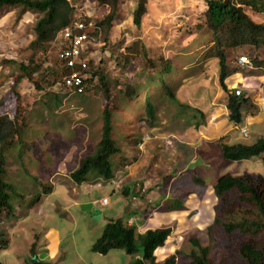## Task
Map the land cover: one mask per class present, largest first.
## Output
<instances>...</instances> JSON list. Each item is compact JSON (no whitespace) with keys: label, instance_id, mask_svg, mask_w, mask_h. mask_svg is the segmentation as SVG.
<instances>
[{"label":"rangeland","instance_id":"rangeland-1","mask_svg":"<svg viewBox=\"0 0 264 264\" xmlns=\"http://www.w3.org/2000/svg\"><path fill=\"white\" fill-rule=\"evenodd\" d=\"M69 1L73 6L72 17L76 21L89 20L90 28L110 11L109 6L98 5L94 0ZM145 1L146 12L139 28L133 23L138 0H120L113 27L109 31L99 28L97 35L90 37L89 60H93L92 67L100 69L99 73L107 78L109 99L101 85L95 89L92 84L84 94L70 95L50 86L39 91L27 79L13 84L18 64L38 61L42 55L41 49L32 44L34 26L42 14L32 11L21 14L20 8L0 7V113L15 117V93H18L23 103L21 119L29 114L31 124L27 133L15 137L14 141L19 145L6 152V165L11 176L16 178L24 172L18 162L19 156L31 157L26 167L33 164L32 173L39 176L40 182L35 189L25 183L22 202L16 199L9 210L0 213V235L5 240L0 250V264H32L34 259L51 264H132L136 256L128 255L122 249H112L105 255L92 250L109 220L129 215L134 219H129L128 224L135 223L138 232L149 228H172L165 247L156 251L159 260L178 251L177 264H192L189 240L194 237L210 248L214 264H245L239 257V240L234 234H224L219 225L208 230L217 199L212 192L207 195L204 192L206 199L199 203L202 187L195 181V168L202 157L206 162L202 165L201 160L203 167L199 165L203 171L201 179L206 171L202 184L209 187L226 173L236 177L264 176L260 158L225 162L218 147L223 143L221 139L213 145L203 137V126L214 123L212 117H208L214 115L215 122L222 120L226 104L215 61L191 59L212 44V38H203L204 31L198 28L207 9L206 0ZM250 14L257 22L264 23V14ZM60 46L61 40L55 39L51 43V61H55ZM242 55L248 58L247 48H239L237 53L230 55L229 63L240 72L227 79L226 84L230 89L240 91L256 88L258 91L253 93L259 94L256 98L261 101L264 76L242 79L252 71H261L252 65L238 64ZM161 57L171 60L176 67L168 82L178 101L159 96L155 93L159 86H152L149 98L154 100L155 117L151 119L144 107L148 88L138 87L154 74L156 68L151 63H159ZM125 58L129 62L122 67ZM197 58L201 59V56ZM193 70L196 74L183 84L181 77ZM56 90L61 91L62 97L65 95L58 108L53 107V98L47 96ZM128 90L129 95L124 98ZM200 97L204 101L196 103ZM184 105L196 106L203 111L198 129L187 119L191 110L185 109ZM105 107L114 113L112 134L119 136V149L112 154L113 177L107 180L89 170L86 180L77 183L72 173L93 155L101 140ZM245 124L248 126L247 137L240 132ZM21 127L18 123V128ZM215 127L216 133L222 129L221 124ZM262 134L264 120L257 124L252 119L230 133L238 137L235 142L244 144L255 143ZM217 147L219 150L214 154L212 149ZM15 151L18 156H13ZM198 155L201 158L197 162L189 163V157ZM46 187L51 191L49 194L44 191ZM126 187L130 189L128 197L124 194ZM105 198L107 204L103 205L101 201ZM157 204L161 206L156 207ZM172 205L174 208L185 207L181 213H170L165 217L164 210L170 212L165 208Z\"/></svg>","mask_w":264,"mask_h":264},{"label":"trees","instance_id":"trees-1","mask_svg":"<svg viewBox=\"0 0 264 264\" xmlns=\"http://www.w3.org/2000/svg\"><path fill=\"white\" fill-rule=\"evenodd\" d=\"M94 2L101 6H109L110 11L96 26L94 25L91 28L90 36H96L99 28H106V31H109L113 27L118 15L117 9L120 0H94ZM206 4L207 9L201 17L202 23L198 28L204 31L203 38L209 36L212 38V44H208L198 54L191 56V59L200 62L208 59L215 61L219 86L226 94L227 124L240 126L243 123L244 111L251 110L254 104L251 102V97L244 91L239 90V93H236L237 89H230L227 86L226 80L233 74L240 72L238 67H234L229 63V57L233 53H237L239 48H247L251 65L255 70L261 69L259 72L252 71L249 75L264 74V23L257 22L250 14H264V0H206ZM3 6L20 8L21 14L26 11L42 14L34 26L35 39L32 43L35 48L39 47L41 49L42 55L38 61L18 64V74L13 84L27 79L33 82L35 88L39 91L47 90L49 86L56 89V86L62 83L63 77L69 74L72 69L68 68L65 62L56 55L55 61H51L49 49L59 32L72 26V23L76 21V18L71 15L73 11L71 2L69 0H0V7ZM145 12L146 1L138 0L133 12V23L137 28L141 26L142 16ZM77 21L83 22L87 26L91 24L87 19ZM133 46L138 47L135 43ZM199 56H201V59L197 58ZM125 59L122 67H125L129 62L127 58ZM151 64L156 68L154 74L151 77L149 76L138 89L148 88L144 107L147 116L153 119L155 117V105L154 100L149 98L151 92L149 88L158 85L159 87L155 91L156 94H159V96L164 95L174 102L178 100L172 84L168 82V79L173 76V70L176 68L173 62L161 57L159 63L154 61ZM92 65L93 60H89L88 77L84 80L85 90L89 91L92 84H94L92 87L94 86L95 89H98L101 85L104 95L109 99L108 80L102 72L99 73L100 69L94 68ZM195 74L194 70L185 74L181 77L182 83L184 84ZM35 75L38 77H35ZM61 91L56 90L54 93L47 95L53 98L54 108H58L62 104L65 95L62 97L60 95ZM128 92L129 90L126 91L124 98L129 95ZM15 95V117L0 113V213L9 210L14 200L17 199L22 202V191L25 190L26 184L32 189L40 184L39 176L32 173L33 164L29 168L26 167L31 157L19 156L20 160L18 162L24 172L20 175L17 171L18 177L16 178L11 176L12 174L6 165V152L16 149V146L19 145V142L15 143V137L23 132L27 133L31 126L29 114L21 119L22 97L18 93H15ZM202 101L204 99L200 97L196 100V103ZM1 104L2 99H0ZM184 108L191 110L187 119H189L193 128H198L199 119L204 114L203 111L197 109L196 106L184 105ZM113 115L114 113L111 110L107 107L104 108L101 140L93 155L86 159L77 171L72 173V177L77 183L86 180L89 170L95 171L107 180L113 177L112 154L119 149V136L114 137L112 134L114 129ZM206 119H204V122ZM204 122L202 125L205 124ZM18 123L21 124V129L18 128ZM50 141L48 139V142ZM219 148L222 160L225 162L260 158L264 167V134L260 135L253 144L220 143ZM14 154L13 156H18L17 151ZM195 181L203 183L197 177H195ZM129 190V187L124 190L127 197L129 196ZM44 191L47 194L51 192L49 187L44 188ZM213 192L217 202L213 206L214 218L208 226V230L215 225H219L224 234H234L239 240L238 253L241 260L245 264H264V176L245 175L236 177L226 173L218 177L213 185ZM241 206H245L246 209H241ZM182 207V205H179V207L174 208L172 205L167 209L172 211L182 209ZM132 217L129 215L127 218L120 217L109 220L99 238L92 245V250L105 255L112 249H122L128 255L136 256L132 264H177L178 251L168 255L163 260H159L156 254L157 250L165 247L172 233V228H149L143 232H138L135 223L128 224V220ZM189 241L192 246L189 253L192 264H214L210 258V248L208 246L202 245L198 238L192 237ZM4 245L5 240H2L0 235V250ZM33 253L35 256L36 253ZM36 260V262L33 260L32 264H51L48 261Z\"/></svg>","mask_w":264,"mask_h":264},{"label":"built area","instance_id":"built-area-1","mask_svg":"<svg viewBox=\"0 0 264 264\" xmlns=\"http://www.w3.org/2000/svg\"><path fill=\"white\" fill-rule=\"evenodd\" d=\"M90 27L91 24L87 26L83 22L75 21L74 25L65 28L57 35L56 41L61 40V46L57 47V57L72 69L63 77L62 83L56 86L57 90L63 89V92L70 95H82L86 92L84 80L88 77ZM237 62L241 66L251 67V62L245 55L240 56ZM241 130L246 136L247 129ZM101 204H107V199H103Z\"/></svg>","mask_w":264,"mask_h":264},{"label":"crops","instance_id":"crops-1","mask_svg":"<svg viewBox=\"0 0 264 264\" xmlns=\"http://www.w3.org/2000/svg\"><path fill=\"white\" fill-rule=\"evenodd\" d=\"M239 73H236V74H233L232 76H230L229 78H232L233 76H235V75H238ZM262 76H264V74L263 75H247V76H242V79H243V77L244 78H247V77H256V78H259V79H261V77ZM228 78V79H229ZM240 81V80H239ZM238 81V82H239ZM229 87V86H228ZM229 88H231V87H229ZM255 90H257L256 88L255 89H252V88H249L248 87V89H245V93L248 95V96H250L251 97V102L254 104V106L256 107V108H254L253 110L251 109V110H246V111H244V113H243V122H246V121H248L249 122V120L250 119H252V120H254L257 124H260L261 122H263V120H264V98L262 97L261 98V101L260 100H258L257 98H256V96H258L257 94H255L254 95V93H253V91H255ZM252 91V92H251ZM258 91V90H257ZM260 98V97H259ZM224 114V117H223V119L222 120H219L218 122H215V120L216 119H214L215 118V116L213 115H211L210 117H208V119H211V117H212V121L214 122L213 124H211V122H210V124L209 123H207V124H205L204 126H203V133H204V138L206 139V140H208L207 142H209V143H212L213 145H216L217 144V141H219L220 139H221V142H223V143H230L231 144V142L230 141H233L234 143H237V142H235V141H238V137L237 136H233V135H230V133H233L234 132V130L235 129H238V127L239 126H232V125H228L227 124V118H226V116H227V110H226V108H225V112L223 113ZM207 121H209V120H207ZM226 123V125H224L223 123ZM216 124H221L222 125V129H221V131L219 132V133H216L215 131H214V129L216 128L215 127V125ZM224 126V127H223ZM241 126V125H240ZM242 128H246L247 129V136H248V126L245 124L244 126H242L241 128H240V132L242 133ZM198 129V128H197ZM246 136V137H247ZM238 143H241V142H238ZM199 144H200V141H199V143H198V145L197 146H199ZM219 147V146H218ZM218 147L217 148H214V149H212V152H214V154L215 153H217L218 152ZM201 158V156H196L195 158L193 157V156H191V157H189V163H194L195 161L197 162V160H199L200 158ZM206 159V158H205ZM216 159H217V156H216ZM203 162V164L202 165H204V163H206L205 162V160L203 159V157H202V159H201ZM201 160L199 161L200 163H201ZM207 160V159H206ZM199 163V165H201ZM199 165L197 166V168H195V173H196V177H198V178H200L201 179V176H202V174H203V171H200L201 169H200V167H199ZM201 165V166H202ZM203 167V166H202ZM206 170V169H205ZM198 172H201V173H198ZM200 174V175H199ZM206 171L204 172V177L201 179V180H203V179H205L206 177ZM204 181V180H203ZM200 187H202L201 188V190H200V201H199V203H202V202H204V198L206 199V196L205 195H207V194H209L210 192H212V194L214 195V192H213V187H209V186H206V184H201L200 185ZM170 188H172V187H170ZM210 188V189H209ZM172 190V189H171ZM180 190V189H179ZM171 192H173V191H171ZM204 192H206L205 193V195H204ZM203 194V195H202ZM215 196V195H214ZM102 199V198H101ZM100 199V200H101ZM195 203H197V202H195ZM161 206V204H157V206L156 207H160ZM174 206V205H173ZM183 207H185L184 205H182ZM183 207H182V209H176V210H173L172 212H171V210H170V212H168V213H166L165 211H167V210H164V216L165 217H167L170 213H181V211H183L184 209H183ZM165 209H167V208H165ZM169 211V210H168ZM166 214V215H165ZM133 218V217H132ZM131 219V218H130ZM134 219V218H133ZM170 238V237H169Z\"/></svg>","mask_w":264,"mask_h":264},{"label":"water","instance_id":"water-1","mask_svg":"<svg viewBox=\"0 0 264 264\" xmlns=\"http://www.w3.org/2000/svg\"><path fill=\"white\" fill-rule=\"evenodd\" d=\"M236 93H239V90H237V91H236ZM36 261H37V260H36V259H34V262H36Z\"/></svg>","mask_w":264,"mask_h":264}]
</instances>
